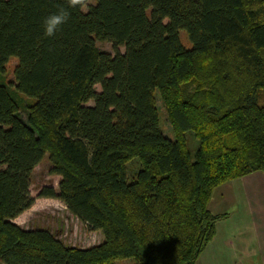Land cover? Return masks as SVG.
I'll return each mask as SVG.
<instances>
[{
    "label": "trees",
    "instance_id": "trees-1",
    "mask_svg": "<svg viewBox=\"0 0 264 264\" xmlns=\"http://www.w3.org/2000/svg\"><path fill=\"white\" fill-rule=\"evenodd\" d=\"M93 1L45 37L65 0H0V73L16 58L14 89L0 83V264H194L219 218L214 188L264 174V0ZM45 154L60 178L39 195L100 230L98 244L12 221Z\"/></svg>",
    "mask_w": 264,
    "mask_h": 264
},
{
    "label": "crops",
    "instance_id": "crops-1",
    "mask_svg": "<svg viewBox=\"0 0 264 264\" xmlns=\"http://www.w3.org/2000/svg\"><path fill=\"white\" fill-rule=\"evenodd\" d=\"M208 209L219 218L214 236L194 264H264L261 171H251L214 188Z\"/></svg>",
    "mask_w": 264,
    "mask_h": 264
},
{
    "label": "rangeland",
    "instance_id": "rangeland-1",
    "mask_svg": "<svg viewBox=\"0 0 264 264\" xmlns=\"http://www.w3.org/2000/svg\"><path fill=\"white\" fill-rule=\"evenodd\" d=\"M94 1L91 0V3ZM85 11V10H83ZM180 39L184 46L190 47L185 32L180 31ZM97 48L113 54V48L110 42H95ZM119 50L124 51V47L120 46ZM16 64V58H10L5 65L4 72L0 73V83H4L12 90L14 89L13 69ZM99 90V85H95ZM156 109L159 116V124L164 135L173 138L172 131L165 113L163 104L157 91L154 93ZM17 99L21 110L18 112L20 118L27 120V107L31 104V99L18 95ZM91 105V101L85 103ZM51 162L48 155L45 154L42 160L36 164L30 175L29 192L33 197V202L29 208L21 212L12 221L23 229H47L56 238L61 240L65 245L78 248H86L98 244L102 241L103 235L100 230H90L87 226L73 216L66 206L56 198L43 197L39 193L44 187H52L57 190L60 176L51 172ZM140 167L137 158L127 162L126 170L128 179L134 178L135 173ZM116 264H134L130 259L118 260Z\"/></svg>",
    "mask_w": 264,
    "mask_h": 264
},
{
    "label": "clouds",
    "instance_id": "clouds-1",
    "mask_svg": "<svg viewBox=\"0 0 264 264\" xmlns=\"http://www.w3.org/2000/svg\"><path fill=\"white\" fill-rule=\"evenodd\" d=\"M90 3L91 0H65L66 7H59L56 12L44 17L42 21L43 35L45 37L56 35L69 18V8H79L83 11L87 10Z\"/></svg>",
    "mask_w": 264,
    "mask_h": 264
}]
</instances>
